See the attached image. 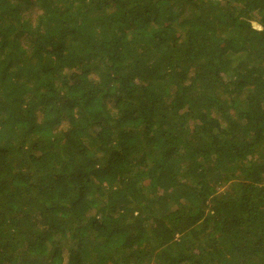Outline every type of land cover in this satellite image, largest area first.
Here are the masks:
<instances>
[{
	"label": "trees",
	"instance_id": "trees-1",
	"mask_svg": "<svg viewBox=\"0 0 264 264\" xmlns=\"http://www.w3.org/2000/svg\"><path fill=\"white\" fill-rule=\"evenodd\" d=\"M0 264H264V0H0Z\"/></svg>",
	"mask_w": 264,
	"mask_h": 264
},
{
	"label": "rangeland",
	"instance_id": "rangeland-1",
	"mask_svg": "<svg viewBox=\"0 0 264 264\" xmlns=\"http://www.w3.org/2000/svg\"><path fill=\"white\" fill-rule=\"evenodd\" d=\"M73 77L77 78L78 77V73L77 72H73Z\"/></svg>",
	"mask_w": 264,
	"mask_h": 264
}]
</instances>
